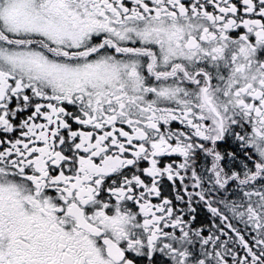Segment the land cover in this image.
Instances as JSON below:
<instances>
[{
	"label": "snow or ice",
	"instance_id": "1",
	"mask_svg": "<svg viewBox=\"0 0 264 264\" xmlns=\"http://www.w3.org/2000/svg\"><path fill=\"white\" fill-rule=\"evenodd\" d=\"M0 264H264V0H0Z\"/></svg>",
	"mask_w": 264,
	"mask_h": 264
}]
</instances>
